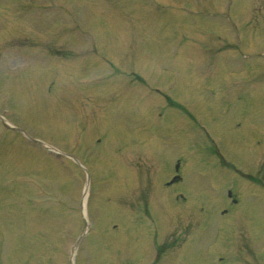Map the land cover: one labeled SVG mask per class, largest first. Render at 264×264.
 Wrapping results in <instances>:
<instances>
[{
  "label": "rangeland",
  "instance_id": "1",
  "mask_svg": "<svg viewBox=\"0 0 264 264\" xmlns=\"http://www.w3.org/2000/svg\"><path fill=\"white\" fill-rule=\"evenodd\" d=\"M11 1L13 0H2V4L5 3L4 6H6L7 3ZM19 1L20 0H18V2ZM52 1L53 0H22L24 14L21 17L30 11H33V15L35 17L33 27L36 28V34L32 38L33 47H37V44L41 40L43 29L50 20V16H48L49 14H46V10L51 9L52 12L54 11L52 8ZM211 1H202L197 4V7H193L191 2L187 0L186 5L190 8H199L203 11H208L209 8L213 7ZM105 3L107 4L106 7L109 6L110 8V12L108 10L104 11L107 16L110 15L116 18L117 14L115 13V9L119 6L125 8L128 12H133L136 15L135 27L138 25L140 27L135 33V53H133L132 56H130L125 62V68H130V70L138 73L141 78H144L142 79L145 82L137 84L133 93L138 100H147L149 107H144V115L147 117L151 115L152 108H154V110H161V114L165 116L167 123V126L165 125L164 127L161 124V121L158 122L153 120L149 122L147 120L132 119L131 124L138 125V128L141 129L142 132L134 130L128 131L129 134L135 135V139H131L129 142L135 141L136 143H139L138 140L143 134L142 139L147 141L153 139L154 137H161L164 139V143H166L165 137L168 136L170 137L168 146L172 151L178 147V149H180L183 153L188 154L190 157H187V162L184 163V165L182 164L181 168V175L185 180L184 184L181 185V190H183L181 191V194L185 197H187V194H189L192 189L199 190L200 187H203L204 185L211 186L214 182L218 184L216 185L218 190L225 189L229 185H227V183L225 184V182H220L227 178L228 173L222 171L224 169L218 166L217 158L213 155H209L206 150L197 152V149L201 150L204 147L206 149L208 144L204 141L201 144L193 142L190 147L191 151H184L182 146L186 147L189 145L187 141L191 137L194 139L201 138L204 140V138L207 137L204 131L206 129L209 132L219 134L222 137L224 148L227 152H229L227 154H231L233 156V160H235L241 168H248L247 166L251 163L245 161L247 154L243 151V149L234 154V152H232V148L230 147V142L236 149V137L241 138L243 135H246L248 139H250L252 137V127L248 128L246 133H238L236 134L237 136H235V133L230 130L231 127H229L228 124L236 122L238 115L241 114V110L243 108L247 110L246 107H248L254 100V89L260 93L258 90L264 88V78L257 81L256 76L253 77V79L249 82V88L251 90L249 88L248 90L250 93L248 92L247 97L242 105L239 106V109L233 105L225 108L223 106V113H221L222 108L217 104L219 100L218 97L210 92V90H212L210 88V84L217 86L219 77L212 76L210 79H205L200 78V75L204 76L202 75L203 72H201L203 68L208 66L210 69L213 65H215L218 70L220 69L218 73L225 72L227 70V65L224 61L225 57L223 52L227 53L228 51H231L230 48L232 46H229L227 43H221L219 48L216 50L217 52L215 51L213 54L208 55L209 57L207 59L205 56H194L193 58H190L187 44L180 43L179 39L173 38L176 43L174 47L177 51H175L172 47L164 49V46L162 45H155L156 40L158 42L164 41V43H166V41L170 39L166 35H162L161 32H165V23L174 25L173 28H171V34H177L175 31L184 27V29L197 39L201 34L213 32L214 26L218 25L219 21L213 20V18H207L203 15L196 18L195 16L198 15V13L185 15L180 10L172 11V8H167L165 4L159 5L154 0H106ZM16 5L17 4H14L13 6L16 7ZM244 5L246 9V19L248 21L246 20V25L244 21H242V33L244 34L245 43L242 44L243 46H241V49L246 53L254 55L255 53L264 50V11L261 12L262 10H260L259 12V9L264 6V0H246L245 3L239 2L237 5L238 8L235 10L237 15L241 14L240 12L244 9ZM78 6L82 9L76 10L78 17L87 18L88 12L83 10L86 5L80 2ZM9 8L14 7L8 6L7 10H5L3 6L0 7V13L3 12H1V10H4L6 13L8 12L10 14ZM195 10L196 9L192 11L195 12ZM118 11L120 12L121 9L119 8ZM79 12H81V14ZM71 14L76 15L75 12L74 14L71 12ZM242 14H245L244 11ZM43 15H45L47 19L40 21V17ZM7 16L9 17L8 14ZM52 16L53 15H51V17ZM251 17V20L253 21L252 24H250L251 22L249 21ZM14 19L15 17L11 18V22L14 23L13 29H15L18 25ZM23 20H27V18H24ZM100 20L102 22L104 21L103 16ZM116 20L119 22L117 23L112 20V23H110L108 27L105 24H102L101 28L99 25L100 39L110 40L112 47L109 50L113 53V56L121 53V40L127 33L126 28H124L125 25L119 19ZM74 21L77 22L78 19L75 17ZM126 24L128 27V23ZM142 24H144L143 28H141ZM97 25L98 23L96 22V26ZM179 25L184 26L179 27ZM5 26L6 22L0 19V31H4L3 27ZM7 26V30L12 29L10 27L9 19L7 20ZM21 29L24 33H28V24L26 22L23 23ZM238 33L242 37L241 31ZM261 34H263V36H261ZM3 38L4 35H1L0 33V73H3V68L7 66V74L4 73L0 75V90H4L6 92L5 96L7 97V86L8 89L13 92V88L9 86L13 82L12 77L20 71L21 68L12 70L14 66L10 62L7 50L5 51L7 42H4ZM19 39L20 38H17L16 41L18 42ZM252 39L253 42L246 45L249 40ZM212 40L213 39H211V41ZM180 44H182V47L178 49V45ZM203 46L204 44L199 45L195 53L199 52V50L203 52ZM103 48L105 49V47ZM124 48H126L123 49L126 54H128V51L130 53L129 41L124 44ZM224 48L225 50H223ZM144 52H147V54H143ZM123 58L126 59L124 56ZM254 59L255 60H247L245 62V60L241 58V55H237L235 64L240 68L248 69L249 74L254 70L258 71L257 73H261V68L264 67V61L260 58ZM5 62H7V65ZM245 63L246 65L243 67V64ZM232 65L233 64H230V66ZM254 75L258 74H253L252 76ZM20 78H24V76ZM41 78L42 75L40 77V81H42ZM42 83H44V81H42ZM147 84H149L150 90L159 88L166 91L168 96H171L174 100H179L183 106L179 105V107H171L165 103V99L162 96H159L156 93L148 92L142 95V93H140V88L144 91ZM31 85L32 84H27L26 87L20 86L17 89L20 97L19 107L15 108V106H17L15 104V99L8 96V103L6 100V104L13 114L11 120L19 126L22 125L23 127H21L25 130L36 133L38 135L37 137L50 145H55L63 152H73L72 148L68 147V144L67 147L60 144L57 133L60 137L64 136L66 139H72L73 134L70 133V121L72 120L68 117L69 115L66 111L69 106V111L71 110L69 113L72 114L73 112V116L77 117L79 115L75 113L76 108L73 105L70 106L68 100L62 103V110L58 106L55 107V101L52 94L50 96H46L41 93H36L35 91L30 90ZM247 85L248 83L246 84V91ZM145 91H148V89ZM239 91H244V88H242V90L239 88L236 92ZM0 93L2 94L0 95V105L1 107L6 108L4 103H1L3 100V93ZM126 93L129 92L126 91ZM152 98H154L153 101ZM123 105L126 107H123L124 110L135 113L133 103H130L128 107V103H124ZM140 105V108L143 107L141 103ZM64 106H66V108ZM20 110L23 112L26 111L27 114L21 112ZM62 111L65 114H63ZM139 112V115H142V110H139ZM193 115L197 120L193 117ZM242 116L246 121V125H252L253 128L255 126L259 127V122L253 120V118L249 116V113H243ZM99 119L100 118H98L97 121ZM89 121V124H94V120L92 118ZM135 122H139V124H136ZM112 124L111 119H102L101 129H104L106 126L111 127ZM201 125H204V129L200 128ZM164 128H166L170 133H164ZM101 129L100 133H103V131L101 132ZM174 133L178 135L179 139L178 137L176 139V137L172 136ZM96 134H98L96 131H94V135L89 132L90 141L88 147L94 146ZM113 140L114 138L110 141ZM255 141H259L261 143V149L264 148V139L257 138ZM151 145L156 146V143H151ZM17 146L18 149L9 147L7 150V155L10 157V162L7 161L6 166L7 189L0 186L1 189L6 190V192H0V200H4V198H7V200L10 199V201L11 199L16 200L21 188H23L27 192V195H29L30 190L28 188L23 186L18 188L17 183L10 182V177L12 176L22 177L25 175L27 177L31 176L32 178H39L43 184L47 185L49 194H47L46 198L41 200L38 210H35V207L32 208L33 210L29 208L27 210H22L20 206L10 207L7 205L9 206V208L7 207V212L5 210L0 212L1 222L3 223L0 226V229L3 228L1 229L3 234L0 235V245L6 243L5 245L0 246V264H65L67 257L66 252H68L69 249L68 248L66 251V247L70 245L72 240L76 239L80 231L83 229L82 218L80 216L81 210H77L80 208L81 191L84 183L82 182L84 181V178L82 177L83 172L78 165L73 164L75 162L68 160L66 157H64L63 160L70 161V167L57 168L52 161L47 160L40 154V152L32 149L31 145L25 144L24 146ZM109 146L110 144L108 143L95 146L96 151L92 148L93 153L88 157V165L85 160H82V158L78 156V159L87 165L86 168H88L92 179H94V187L89 200L90 202H88L89 206L91 204V212H89L90 218L93 219L94 214H97L98 217L100 214L98 211H103L104 214H101V219L97 222L98 227L101 231H103V236L100 238H96L95 236L92 237V239L90 238L91 240L89 239L90 241L87 243V247L85 248L83 246L82 248H85V250L83 255H81L82 259L80 260L79 258L77 264H119L123 259L131 256V258L136 256H147L145 254L149 251L150 244L146 241H135V239H133L136 227L141 225L142 222H145L144 219H140L141 214L144 212L145 217V214H151L153 213V210L156 211V213H159L160 211L163 219L167 217V222H172L170 226L168 224L166 225L169 230L168 233L173 230L174 232H177L175 228L179 226L180 222L184 223L186 220L195 222L197 220L196 215L199 211L197 210V205L193 202L188 204L173 203L172 206H169L166 202H160L163 199L158 195V189L165 179L163 177L161 179L158 178L168 173V171L170 173L174 172V165L168 163L167 161V153L159 159L161 167L157 178L149 172L151 171L150 165L149 169L147 168V164L150 163L149 160H146L144 163L145 165L141 166L142 170L139 171L138 169L139 172L136 171V167H132L131 172L126 170L124 165L121 167L120 164L123 162L121 161L122 157L120 156V153H117L116 148L118 147L112 146L109 148ZM113 147L115 149H113ZM247 148L252 151V154L255 153L253 145ZM105 149V155L107 158L99 153L104 152ZM112 149L114 154L110 153ZM211 149L214 150L213 144L211 145ZM123 151L125 150L123 149ZM145 151V147L141 148L140 152L134 150L132 152L125 151L127 154L126 157L128 158L127 163L132 164L133 162H138L140 157H147L149 159L152 152L149 151V153H146ZM261 151H257V155H255L257 158L256 165L261 169V173L263 171L262 174H264V154H262ZM3 153L4 150L0 149V154ZM108 157L110 159H108ZM96 160L100 162L99 171L102 173L101 175L100 173H95L94 175L91 171L90 164H97ZM227 160L231 161L230 157H228ZM11 161L14 162L12 163ZM251 161L253 162L254 159ZM119 165L120 167H118ZM129 166L131 167V165ZM94 169L97 170L96 168ZM226 171L228 172V170ZM125 172L128 173V175L124 176ZM78 175L82 179L81 184L78 183L80 182L78 180ZM27 177L24 179H27ZM24 179L19 178V180L22 181H25ZM234 182H238V178L236 176L234 177ZM63 185H66L65 189H62ZM246 191L248 193L256 192L254 187L249 186H247ZM215 192L216 194L218 193L216 190ZM138 197L143 198L142 202L139 201L141 202L140 206L142 203H146L149 211H147L144 207L140 208L137 205ZM205 197L206 196L204 194H200L194 199L196 202H200L202 200L204 201ZM48 202L56 203L58 205L60 204L63 209L53 207L51 211L46 210L44 209V206ZM209 203H213V201H209ZM164 204H166L165 209L163 207ZM245 205L246 203H244L243 207ZM211 212L214 213V210ZM172 213L177 214L171 215L169 219V216L167 215ZM121 216L123 219V228L125 230L130 229L131 232L128 236L124 237L128 242H124L121 239L122 233H119L120 228L112 229V226L115 228V223H119ZM145 225L148 226L146 223ZM240 228L241 227H238L237 230L241 231ZM248 234L249 233L246 232L247 238ZM162 239L164 240L165 237ZM243 239H245L244 234H242L239 239L237 246L239 249L243 248L245 252L242 254L241 260L234 264H260V262L256 263V259H252L250 253H248V247ZM261 239H264V237ZM53 240L56 245L58 244V249L55 248V244L53 245ZM135 242L138 244L136 247L134 245ZM250 244L251 247H254L253 242L250 241ZM167 255H169V253H167L166 256ZM175 260L173 262L171 261V264H177L178 261L176 262ZM122 263L132 264V262H126V260ZM186 263L198 264L192 257L187 258ZM160 264H170V261H164L163 259Z\"/></svg>",
  "mask_w": 264,
  "mask_h": 264
}]
</instances>
